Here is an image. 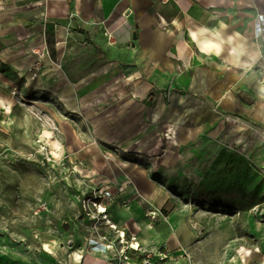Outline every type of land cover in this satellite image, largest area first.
Masks as SVG:
<instances>
[{
	"label": "crops",
	"instance_id": "1",
	"mask_svg": "<svg viewBox=\"0 0 264 264\" xmlns=\"http://www.w3.org/2000/svg\"><path fill=\"white\" fill-rule=\"evenodd\" d=\"M261 12L264 0H0V146L13 139L20 113L51 149L58 139L74 163L94 162L98 185L115 182L120 170L96 158L104 152L98 140L133 151L161 141L172 152L210 138L264 163V40L254 34ZM111 89L119 93L109 94L114 125L123 129L109 136L98 112ZM133 181L139 193L151 192L147 173ZM143 202L122 220L117 205L108 218L139 236L132 261L122 257L130 250L106 247L103 235L114 229L102 218L63 258L37 253V264H160L141 239ZM56 245L50 250H64Z\"/></svg>",
	"mask_w": 264,
	"mask_h": 264
},
{
	"label": "rangeland",
	"instance_id": "2",
	"mask_svg": "<svg viewBox=\"0 0 264 264\" xmlns=\"http://www.w3.org/2000/svg\"><path fill=\"white\" fill-rule=\"evenodd\" d=\"M117 91L111 89L99 103L109 136L123 127L114 125L109 94ZM26 108L28 118H37V109ZM24 119L14 121L13 139L0 146V264H37V253L63 258L86 229L100 226L103 216L94 201L106 200L111 189L116 192L108 218L115 217L117 205L122 220L132 214L129 205L133 209L136 201H144L140 212L148 214V230L141 239L149 246L146 253H157L155 263L264 264V163L252 155L210 138L172 152L161 141L153 148L140 145L135 152L98 140L104 152L96 158L120 165L117 180L103 186L93 181L99 175L94 162L89 167L67 155L55 159L43 133H37V122ZM141 172L153 181L144 195L133 181ZM114 222L118 229L105 233L102 241L129 251L139 236ZM183 222L195 232L186 248L176 234ZM119 230L125 232L124 243ZM52 243H62L64 250H50ZM162 247L167 249L165 261L159 255Z\"/></svg>",
	"mask_w": 264,
	"mask_h": 264
},
{
	"label": "bare ground",
	"instance_id": "3",
	"mask_svg": "<svg viewBox=\"0 0 264 264\" xmlns=\"http://www.w3.org/2000/svg\"><path fill=\"white\" fill-rule=\"evenodd\" d=\"M72 49V48H71ZM70 49V50H71ZM75 46H73V50H75ZM47 135H50V132L49 131H46L45 132ZM97 133V132H96ZM51 142V145H52V151H51V154L53 155V157L55 159H59L62 157L63 155V149L60 150L59 147H60V142L58 139H52L50 140ZM99 207V210L102 212V211H108V208L106 206V204L102 203L101 205H98ZM107 209V210H106ZM104 219H106V222L110 224V227L111 228H114L115 230L118 229V225L113 222V221H110L108 219V215L107 216H104L102 215ZM118 232V231H117ZM119 232H121V230H119ZM176 234L182 244V246L184 248H186L188 246V244L190 243V241L193 239L194 235H195V232L193 231V229L189 226V224L187 222H183L181 223L177 229H176ZM119 237H120V234H119ZM125 241V240H124ZM121 242V241H120ZM124 243V242H123ZM133 245L134 246H139L140 247V244L138 241H135L133 242ZM97 245H95L94 247H96ZM106 247H108L106 245ZM241 249L243 250H246L245 247H242ZM77 257H79V254H77Z\"/></svg>",
	"mask_w": 264,
	"mask_h": 264
},
{
	"label": "built area",
	"instance_id": "4",
	"mask_svg": "<svg viewBox=\"0 0 264 264\" xmlns=\"http://www.w3.org/2000/svg\"><path fill=\"white\" fill-rule=\"evenodd\" d=\"M167 1V0H165ZM161 22L162 24L166 27L168 25V23L165 21V19L163 17H161ZM254 34H255V37L258 39L259 42H261L262 40H264V12H261L258 14L257 16V21L255 23V28H254ZM105 198L106 200H101L99 203L97 201H94V204H98V205H101L102 203L106 204L107 208L109 205H111L113 203V192L112 190H106L105 192ZM128 209H130V206H128ZM107 210V209H106ZM98 213L104 215V216H107V211H100L99 210V207H98ZM125 232L122 231L121 234H120V241L121 243L124 242L125 240ZM109 248H112L114 247V244L112 243H108L107 245ZM140 247L139 246H134L133 243H131V245L129 246V250L130 252H127L126 254H124V257H123V254H122V257L126 260V261H132L134 259V255H133V252L131 251H137L139 250ZM150 257V256H149ZM144 262H146L147 264H154L153 262H151L149 259H146ZM132 264H134L132 262Z\"/></svg>",
	"mask_w": 264,
	"mask_h": 264
},
{
	"label": "trees",
	"instance_id": "5",
	"mask_svg": "<svg viewBox=\"0 0 264 264\" xmlns=\"http://www.w3.org/2000/svg\"><path fill=\"white\" fill-rule=\"evenodd\" d=\"M216 204H218V203H216Z\"/></svg>",
	"mask_w": 264,
	"mask_h": 264
}]
</instances>
